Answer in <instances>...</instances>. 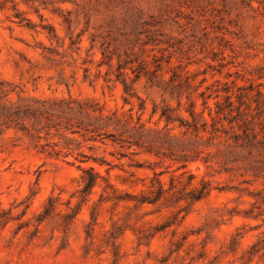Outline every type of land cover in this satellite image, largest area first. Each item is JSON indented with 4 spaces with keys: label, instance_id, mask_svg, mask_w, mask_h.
<instances>
[{
    "label": "rangeland",
    "instance_id": "rangeland-1",
    "mask_svg": "<svg viewBox=\"0 0 264 264\" xmlns=\"http://www.w3.org/2000/svg\"><path fill=\"white\" fill-rule=\"evenodd\" d=\"M0 80V264H264V152L159 120L264 92V0H0ZM84 167L169 199L79 205Z\"/></svg>",
    "mask_w": 264,
    "mask_h": 264
},
{
    "label": "trees",
    "instance_id": "trees-1",
    "mask_svg": "<svg viewBox=\"0 0 264 264\" xmlns=\"http://www.w3.org/2000/svg\"><path fill=\"white\" fill-rule=\"evenodd\" d=\"M30 28V27H29ZM7 84L0 80V103L4 100L9 91L6 89ZM252 92V89H250ZM236 99L232 100V97ZM232 97L228 92L224 96L225 107H221L220 103H216L217 111L216 117L213 118L209 112L211 118V126L208 130L207 122H204L203 118L192 110H189V116L191 121L181 120L179 118H173L169 113H162L159 120L165 122L166 135H169L170 131L178 129L183 136H191L195 139L201 138V134H208L209 140H217L222 138L225 143H232L236 148L248 151L251 154L253 151L264 152V113L262 111V103L260 98H264V92L261 90L255 91V94L251 96L252 102L246 103L247 96L244 94H233ZM255 104V106L252 105ZM223 115V117H220ZM226 121L229 128L225 130L222 122ZM178 123L173 126L172 129H167L168 126ZM80 185L79 190V205L85 204L88 197L91 195L92 190L99 185L98 180L101 179L104 182L102 187V194L100 196L97 206H101L103 203L110 202L113 207L117 206L119 202L125 201L132 204L131 209L139 210L144 205H156L159 201H167L169 198H165L167 191L164 189L163 184L159 179H155V183L146 187V194L138 195H125V198L118 195L117 188L110 184L107 178H102L101 175L92 167L80 168ZM195 177L191 176L185 183L176 182L181 186V189L185 190L189 188L187 192V199L190 203L198 202L205 199L211 193V185L205 180H201L199 187H191L192 181ZM174 180L170 183L169 192L176 190ZM55 203L52 199H48L47 205L44 208V215L48 216L49 211L54 209ZM91 224H96L97 213L95 208L91 211ZM76 216V213H75ZM164 225L162 228H166ZM91 230V229H89Z\"/></svg>",
    "mask_w": 264,
    "mask_h": 264
}]
</instances>
